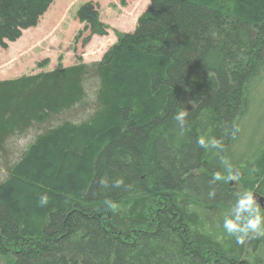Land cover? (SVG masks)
<instances>
[{
    "label": "trees",
    "instance_id": "obj_1",
    "mask_svg": "<svg viewBox=\"0 0 264 264\" xmlns=\"http://www.w3.org/2000/svg\"><path fill=\"white\" fill-rule=\"evenodd\" d=\"M52 2L0 0V47L35 27ZM237 5L149 0L135 30L117 35L99 62L0 81L1 159L14 139L43 130L12 164H2L1 257L11 254L9 264H264V246L248 256L253 234L238 244L191 201L220 205L234 218L241 192L213 180L227 177L225 158L244 190L264 195V145L241 147L250 90L264 74V20L240 18ZM94 6L77 13L89 30L83 45L107 35ZM85 87L95 115L55 125L82 104ZM181 109L188 112L183 131L173 118ZM201 136L222 148L199 147ZM84 171L81 185L76 177ZM11 201L23 202L20 214ZM31 201L47 207L34 233L23 219Z\"/></svg>",
    "mask_w": 264,
    "mask_h": 264
},
{
    "label": "rangeland",
    "instance_id": "obj_2",
    "mask_svg": "<svg viewBox=\"0 0 264 264\" xmlns=\"http://www.w3.org/2000/svg\"><path fill=\"white\" fill-rule=\"evenodd\" d=\"M236 2L240 4L236 6V11L238 12L236 15L240 18L257 22L264 20L262 17L264 16V3L254 4L252 0H236ZM87 3L95 5L99 21L107 28V35L104 36L105 38L91 36L89 42L83 45V39L89 36V30L85 23L78 20L77 13ZM148 6L149 0H53L47 11L39 18L35 27L22 31L21 37L14 43L8 42L5 48L0 47V81L16 80L57 69H67L81 64L99 62L104 53L116 43L117 35L132 33L135 30L138 19L145 13ZM257 12V16H251L256 15ZM80 33L81 35L79 36ZM85 88L87 95L82 104L75 107L72 114H61L55 121L57 123L55 125H59L65 120H70L73 125H80L95 115L97 108L94 95L92 91L88 92L87 87ZM249 102V112L241 132L244 137L241 141V147L244 146L245 142H251L249 144L250 148H246L247 150H250L254 143H262L260 146L263 148L264 74L254 81L249 94ZM42 131L40 128H32L25 136L16 141L15 139L13 140L12 146H10L12 147L11 151L10 149L8 151L7 161H3L0 157V182L7 178L6 167L2 166V164L5 166L12 164ZM256 152L257 150L254 149L253 155ZM260 161L259 165L264 168V148L260 152ZM84 175L85 171L83 177L81 173L76 177L81 185ZM222 181L230 184V186L233 185L232 187L241 192L240 194L250 191L258 198H262V202L255 199L261 207V212L264 213V195L259 194L256 187L244 190L238 181H229L227 178L222 179ZM72 185H70V188L73 187ZM60 197L62 196L60 195ZM191 199L197 206L198 204L201 206V212L208 224L218 226L223 223L227 212L220 205L205 203L197 197ZM39 202L43 203L41 200ZM41 203L36 205L37 203L35 204L31 201L32 210L26 214V218L21 215L24 220H28L30 223V228H27L28 232H36L33 224L39 221L43 211L42 208L44 209L47 206L46 203H43L46 205L43 207ZM22 204L23 202L17 204L15 201H11L10 206H13V213H19L18 210ZM33 208L38 210V212L33 211ZM230 213L233 214L234 210H230ZM251 239L254 241L247 246L248 256H253V251L258 246H264V236H255L253 234ZM10 255L6 253L5 259L1 257L3 255L0 252V264H9ZM248 256L244 257L248 258ZM249 258L250 260L252 259L251 257Z\"/></svg>",
    "mask_w": 264,
    "mask_h": 264
},
{
    "label": "clouds",
    "instance_id": "obj_3",
    "mask_svg": "<svg viewBox=\"0 0 264 264\" xmlns=\"http://www.w3.org/2000/svg\"><path fill=\"white\" fill-rule=\"evenodd\" d=\"M187 116L188 112L181 109L175 113L173 117L181 131L185 128ZM209 144L219 149L222 148L221 141L214 137L206 138L201 136L197 140V145L201 148L207 149ZM222 163L227 165L226 178L229 181H238L240 179L239 173L233 172V168L230 164H227L226 158ZM223 178L224 177H222L221 174L217 173L213 180L219 181ZM237 196L238 198L235 201L234 208V218H225L223 221V229L229 237H234L238 244H243L250 234L264 236V213L261 212V207L257 203L252 192L249 191L237 194ZM42 201L43 203H47V197H43ZM111 206L114 207V205ZM241 214L245 215L242 216Z\"/></svg>",
    "mask_w": 264,
    "mask_h": 264
},
{
    "label": "water",
    "instance_id": "obj_4",
    "mask_svg": "<svg viewBox=\"0 0 264 264\" xmlns=\"http://www.w3.org/2000/svg\"><path fill=\"white\" fill-rule=\"evenodd\" d=\"M254 198H256L258 201H263V199L262 198H258L256 195H254Z\"/></svg>",
    "mask_w": 264,
    "mask_h": 264
},
{
    "label": "crops",
    "instance_id": "obj_5",
    "mask_svg": "<svg viewBox=\"0 0 264 264\" xmlns=\"http://www.w3.org/2000/svg\"><path fill=\"white\" fill-rule=\"evenodd\" d=\"M116 25H117V22H116ZM121 30V29H120ZM123 31V30H122ZM126 31V30H125ZM124 32V31H123ZM99 38H105V37H99Z\"/></svg>",
    "mask_w": 264,
    "mask_h": 264
}]
</instances>
